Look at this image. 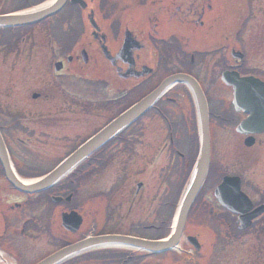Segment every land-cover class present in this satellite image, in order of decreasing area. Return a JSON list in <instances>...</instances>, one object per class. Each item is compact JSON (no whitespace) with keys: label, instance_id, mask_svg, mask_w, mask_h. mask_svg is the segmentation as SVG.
<instances>
[{"label":"flooded vegetation","instance_id":"flooded-vegetation-1","mask_svg":"<svg viewBox=\"0 0 264 264\" xmlns=\"http://www.w3.org/2000/svg\"><path fill=\"white\" fill-rule=\"evenodd\" d=\"M51 1L0 0V8L7 2L16 11ZM72 1L67 0L56 16L19 29L14 37L0 39L4 72L10 73L15 86H34L26 95L20 92L16 99L0 101V131L16 170L25 177L44 169L51 171L61 162L56 164L52 159H64L152 92L162 82V63L172 62L177 70L168 75L195 77L209 107L210 167L191 209L192 230L186 237H197L202 250L208 246L204 232L212 234L216 249L222 243L213 264H264V127L261 122H249L251 115L246 111L250 104H236L233 89L222 81L226 72L260 78L247 72L255 71L258 62L264 61V0ZM125 43L129 47L122 52ZM201 63L209 67H202V77L208 72L206 86L199 79L200 73L194 71ZM56 64H60V71L55 70ZM170 104L175 105L174 100L167 98L162 108H154L96 152L88 165L92 176L85 178L81 170L33 197L6 189L0 182L3 264H35L37 256L49 251L51 238L42 224L48 215L41 212L40 205L52 203V197L61 199L56 205L58 218L72 209L85 217L80 208L84 203L73 204V189L79 193L91 187L82 195L92 196L87 200L93 201V210L86 212L93 215L100 235L150 238L142 236L143 232L164 233L167 223L162 211L172 212L181 174H186L192 162L176 148L192 134L194 125L192 118L187 125L186 120L179 123L169 116ZM258 115L264 118V111ZM42 128L48 133L41 132ZM91 128V134L84 136ZM136 166H140L143 178L148 177L137 181L134 190H127L126 177ZM225 179L231 181L220 190ZM104 198L108 211L103 220ZM149 220L159 225H148ZM160 237L164 236H152ZM177 254L182 262L179 258L175 264H196L199 253L189 249ZM128 257L101 253L81 258V262H163L155 261L158 256Z\"/></svg>","mask_w":264,"mask_h":264},{"label":"water","instance_id":"water-1","mask_svg":"<svg viewBox=\"0 0 264 264\" xmlns=\"http://www.w3.org/2000/svg\"><path fill=\"white\" fill-rule=\"evenodd\" d=\"M65 2L66 0H55L46 8H41L30 12L0 16V28H18L36 24L59 12L64 6ZM74 2L75 1L73 0L72 3ZM128 47L129 46L127 43H125L122 52H126ZM223 80L226 82V84L232 85L235 88L236 101L239 100L240 96H244V94L246 95L249 92L247 87H262L258 89V92L255 91L254 94L251 95L252 97L255 95V93L258 95L264 94V84L260 83V81L254 78L241 79L237 74L229 73L224 76ZM176 84L188 85L195 98L199 115L201 144L196 167L180 204L178 217L175 221V229L170 238H168L167 241H144L134 238L115 236L89 238L63 248L38 264H61L71 257L81 254L87 250L107 246L136 248L149 253H160L177 248L182 236L186 218L204 183L209 166L210 138L206 99L200 86L193 78L182 74L171 76L167 78L154 92L124 112L97 135L88 140L52 173L39 181L31 183L23 182L16 176L12 168L6 145L0 134V164L7 180L15 187V189L21 192L28 194L38 193L57 184L75 167L88 159L92 154L116 137L124 129L140 119L171 87ZM251 109L254 110L253 107H249L250 111ZM73 215L74 217L65 215L62 219L64 228L72 233H75L80 229L82 219L77 214ZM188 240L196 250L200 249L199 245L195 244V239L188 238Z\"/></svg>","mask_w":264,"mask_h":264},{"label":"rangeland","instance_id":"rangeland-1","mask_svg":"<svg viewBox=\"0 0 264 264\" xmlns=\"http://www.w3.org/2000/svg\"><path fill=\"white\" fill-rule=\"evenodd\" d=\"M13 6H11L10 3H7L6 2V6H4L3 8H0V14H3V13H8V12H11L13 9ZM57 20V19H56ZM8 37H10V35L8 34L6 37L4 36L5 39H7ZM72 46L69 45V50H71ZM250 64V63H249ZM251 64H256L255 62H252ZM258 67L255 68V71H249L247 73H252V74H255L256 76L260 77L262 80H264V61H260L258 62ZM5 62L1 65V59H0V101H11L13 99H16V95L19 94L20 92L24 95H26L27 93H30L32 90L31 89H34V86H26L24 88L22 87H18V86H15V82L13 79H10L8 76L10 75V73L7 72V74L4 72L5 69ZM162 71L160 73V76L164 77L168 74H170L171 72H174L175 70H177V67L173 65L172 62H168V61H164L162 63ZM9 67V66H8ZM202 67H208V64L207 63H201V64H197V68L194 69V71H197L200 73L201 77H202ZM251 69H253L252 66H250ZM259 68V69H258ZM8 70V69H7ZM18 70V69H17ZM196 74V73H195ZM204 76L201 78L200 77V80L202 79V81L204 82V85L206 86L208 83H207V78H208V72L206 71L205 73H203ZM7 78L9 81H7ZM161 78V77H160ZM13 85V86H12ZM14 87V89H13ZM10 91L9 94H7V91ZM168 97L169 98H173L175 99L177 102L175 103V105H168L167 106V112L170 113L169 116H171L172 118H175L177 119V122L181 123H185L184 121H182L183 119H186L187 122L190 118H192V115H193V107H192V104L190 103V98L188 96V94L186 93L185 94V91L182 89V88H176L175 90H173L172 92H170L168 94ZM13 98V99H11ZM134 101V100H133ZM131 103V102H130ZM41 132H44V134L48 133L47 129L45 128H42V130L40 129ZM51 132V131H49ZM92 132V128L90 129V131H87L85 130L84 131V136H89ZM44 140H47V138L44 137ZM186 140L187 141H191V139L189 138V135H187L186 137ZM187 147H186V150H187V153L192 155V151H193V148L191 146V143L190 142H185ZM41 145V144H40ZM61 157L59 158H54L52 159L54 163H57V161L60 160ZM52 165L50 164L49 167H51ZM135 170V171H134ZM148 177V174L144 176H142V173H141V168L140 166H136V169L134 167H132V170L129 171L127 177H126V188L127 190H130L131 187H134L133 190L135 189V184L137 181H142V180H145L147 179ZM186 178V174L184 175V177L182 176V179H185ZM91 187H86L84 190H82L78 195H82L84 192L87 193L88 190L90 189ZM114 196L110 197V200L109 202H111L113 200ZM177 199V197L175 198V200ZM50 211H52L53 209H49ZM171 213V212H170ZM162 214L166 217V223L167 224H164V230H166L164 233L162 232H157L155 231L154 232H143V235L142 236H145V237H150L152 238V236H167L170 232V227H171V224L172 222L170 221L169 222V219H171L169 217V212L167 209H164L162 211ZM168 219V220H167ZM204 219L205 221H208L209 220V217L204 216ZM47 222L46 220H42V223H45ZM148 225H154V226H158V222H153L152 220H149L148 222ZM46 228L48 227V223L45 224ZM48 228L46 230H43L44 232H47ZM224 232V231H223ZM87 235V233H85ZM221 239L220 240H223L222 239V233L221 235L219 236ZM63 240V241H62ZM218 240V241H220ZM50 243V246H47V249L49 251H47L48 253L49 252H52L54 251L56 248L60 247V246H63L67 243V240L65 239H60V237H58L57 234L53 233L52 232V236H51V242ZM223 244L221 243V245L219 246V249H216L215 246H214V251L216 254H218L220 252V248H222ZM236 251H234V255H235ZM230 255V253L226 252V255ZM41 257H43V255H39L36 257L37 260H39ZM172 259H175V256H171L170 257V260ZM220 259V258H218ZM168 260V259H167ZM214 260H216L214 258ZM87 264H91V263H87ZM220 264V262L218 263Z\"/></svg>","mask_w":264,"mask_h":264}]
</instances>
